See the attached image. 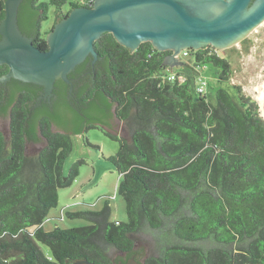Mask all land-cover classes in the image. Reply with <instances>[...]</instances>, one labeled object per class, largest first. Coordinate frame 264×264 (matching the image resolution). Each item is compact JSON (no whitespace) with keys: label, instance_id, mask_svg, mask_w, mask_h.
<instances>
[{"label":"trees","instance_id":"trees-1","mask_svg":"<svg viewBox=\"0 0 264 264\" xmlns=\"http://www.w3.org/2000/svg\"><path fill=\"white\" fill-rule=\"evenodd\" d=\"M68 4L82 6L22 0L18 26L45 50L42 25L50 11L54 22L65 17ZM94 48L93 71L71 91L87 106L82 116L68 104L62 80L54 83L53 112L32 108L41 87L0 83V121L8 118V134L0 130V264H124L131 257L141 264H264V118L239 86H232L234 94L217 89L214 104L196 91L200 67L213 65L227 82L228 59L211 46L190 48L188 61L171 69L163 64L169 51L143 42L131 52L110 33ZM7 70L0 65V76ZM114 120L126 137L110 131ZM98 126L119 142L109 161L120 175L128 221H112L107 200L100 210L66 212L87 226L46 230L58 189L71 185L83 163L63 172L71 137ZM29 141L41 143L36 155L26 154Z\"/></svg>","mask_w":264,"mask_h":264},{"label":"water","instance_id":"water-1","mask_svg":"<svg viewBox=\"0 0 264 264\" xmlns=\"http://www.w3.org/2000/svg\"><path fill=\"white\" fill-rule=\"evenodd\" d=\"M21 1L4 3L0 65L8 70L0 76V83L15 79L37 85L42 93L39 99L53 95L57 80L67 83L71 93L73 85L68 74L88 56L93 63L97 60L94 42L104 33H110L131 52L143 42L159 51H169L163 64L172 69L182 65L179 54L183 50L211 46L221 51L264 21V0H92L88 5L68 4V14L54 22L46 33L47 49L41 50L18 26ZM110 131L127 136L124 125L116 120ZM71 138L73 149L64 163L77 155L94 159L96 151L83 144L79 134ZM39 146L40 142L29 141L26 154L36 152ZM68 264L95 263L76 259ZM124 264L141 263L131 257Z\"/></svg>","mask_w":264,"mask_h":264},{"label":"rangeland","instance_id":"rangeland-1","mask_svg":"<svg viewBox=\"0 0 264 264\" xmlns=\"http://www.w3.org/2000/svg\"><path fill=\"white\" fill-rule=\"evenodd\" d=\"M53 22L54 17L50 11L48 20L42 25L44 31L48 32ZM219 52L230 63L231 74L227 82L216 77L218 68L213 65L198 68L197 77L206 81L204 92L208 99L214 104L217 89L222 88L234 94L232 86H239L244 94L258 103L260 114L264 118V21L240 41ZM179 58L183 62L188 61V58L182 54ZM0 130L5 136L8 134L7 117L1 118ZM79 136L83 144L96 151L95 157L91 160L85 155H77L63 164V172L66 174L75 161L83 159L79 174L71 185L58 189L57 205L50 209L42 224L46 230H52L56 225L61 228L87 226L88 221L82 218H71L66 215V212L80 211L85 208L100 210L107 200L111 206V220L128 221L125 201L117 191L120 175L109 161V158L117 152L119 142L107 136L100 126L89 129ZM37 151L28 155H36ZM40 247L45 254L50 253L47 246L40 244Z\"/></svg>","mask_w":264,"mask_h":264},{"label":"flooded vegetation","instance_id":"flooded-vegetation-1","mask_svg":"<svg viewBox=\"0 0 264 264\" xmlns=\"http://www.w3.org/2000/svg\"><path fill=\"white\" fill-rule=\"evenodd\" d=\"M72 2H77L81 5H88L92 2V0H71ZM68 9V6H67ZM88 56L86 57V59L84 60V69L82 70H76V68L70 72L68 74V77L70 79V81L72 82V85L74 86L75 82L80 81L82 78H84L86 75H88L91 71H93L94 69V64L96 63V61H92V58ZM67 84V83H66ZM73 89V88H72ZM69 92V90H68ZM71 93L67 94V102L70 105L71 108L75 109L76 111H78L80 113V115L82 116L83 113H81V107H86L83 104L80 103V101L76 98V95H71ZM39 97H42V93H41V88L38 89L37 91V95H36V99L35 102H33V107L32 108H41V109H47L49 111H55L58 110V97L56 94L53 93V95L50 98H41L39 99ZM114 123V121H112V124ZM58 129L57 127L53 126V129Z\"/></svg>","mask_w":264,"mask_h":264},{"label":"built area","instance_id":"built-area-1","mask_svg":"<svg viewBox=\"0 0 264 264\" xmlns=\"http://www.w3.org/2000/svg\"><path fill=\"white\" fill-rule=\"evenodd\" d=\"M186 53H187L186 50H183L180 54H182L183 56H185ZM180 54H179V56H180ZM167 78H168V80H170V79H173L174 76H173V74H170L169 76H167ZM204 86H205V81H204V79H200V83L197 85V87H196V91H197L199 94H202V93L204 92Z\"/></svg>","mask_w":264,"mask_h":264}]
</instances>
